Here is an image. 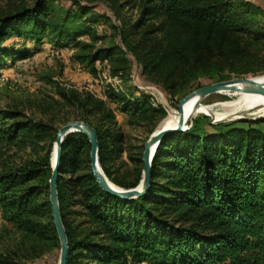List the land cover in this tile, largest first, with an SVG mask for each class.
Here are the masks:
<instances>
[{
  "label": "trees",
  "instance_id": "16d2710c",
  "mask_svg": "<svg viewBox=\"0 0 264 264\" xmlns=\"http://www.w3.org/2000/svg\"><path fill=\"white\" fill-rule=\"evenodd\" d=\"M73 2L79 17L92 7L80 0ZM261 14L264 8L253 0H142L136 20L113 24L125 50L117 43L103 55L111 56L114 47L123 57L130 51L144 72L162 71L158 79L164 87L177 90L220 65L209 64L214 55L242 57L243 46L234 43L228 49L231 36L242 34L247 43L264 42ZM73 20L67 14H55L48 0L33 4L24 0L0 13V58L28 54L26 48L5 42L13 34L28 33L37 40L48 34L57 41L80 43L78 35L90 27L84 20ZM140 29L150 39L146 48L129 38ZM88 45L83 43L81 48ZM98 55L95 51L78 53L88 62ZM58 92L85 107L83 118L96 128L99 159L107 176L120 186L137 185L145 143L137 151L141 168L136 179L115 178L109 161L124 149V133L112 108L89 93L79 96L64 88ZM106 95L130 123L155 121L166 113L162 105L145 96L131 97L112 87ZM94 110L103 111L97 122L87 117ZM22 115L16 109H0V140L47 129L44 123ZM209 119L198 114L186 129L163 136L152 159L148 188L131 198L100 185L92 171L91 142L84 132L64 137L57 186L68 236L67 264H264V117ZM51 153L52 146L37 160L0 170V206L5 218L26 232L59 242L49 196ZM46 215L49 220L43 219ZM3 263L14 264L11 259Z\"/></svg>",
  "mask_w": 264,
  "mask_h": 264
},
{
  "label": "rangeland",
  "instance_id": "374dc122",
  "mask_svg": "<svg viewBox=\"0 0 264 264\" xmlns=\"http://www.w3.org/2000/svg\"><path fill=\"white\" fill-rule=\"evenodd\" d=\"M25 1L33 4L35 0ZM80 1L92 6L82 17L77 16L78 9L73 0H48L55 14H67L69 20L74 19L75 23L84 20L89 25L90 29L87 32L78 35L77 39L80 43L57 41L48 34L37 40L28 33L21 36L13 34L5 41L8 44L12 43L16 48H26L28 54L15 59L9 56L0 58V109L19 110L22 116L44 123L47 129L34 130L14 140H0V170L37 160L48 151L50 146H52L53 160L57 129L70 120H85L83 118L86 117L85 107L77 99L72 101L62 97L58 92L60 88L67 89L70 93L76 91L79 96L89 93L103 99L105 105L112 108L117 125L124 133V149L109 161V167L115 178L129 182L136 179L141 168V164L136 159L139 146L145 143L151 133L150 130L156 128L169 116L170 110H176V104L182 96L203 84L221 80L223 76L225 79L236 76L264 77V42L247 43L248 40L241 34L229 38L228 49L234 43L239 47L243 46L242 49L245 51L242 57L238 54L214 55L209 60V64L214 66L213 63L218 62L220 65L212 72L200 74L177 90L166 89L158 79L159 76H163L162 71L153 74L144 72L142 64L132 52L126 50L123 57L114 47L115 51L111 56L103 55L106 48L117 43L125 50L118 28L113 24H121L122 19L129 22L136 20L140 14L142 0ZM253 1L264 8V0ZM23 3L24 0H0V13L13 10ZM114 14L119 17L116 18ZM260 16L264 20V14ZM129 38L132 42H139V48H146L150 42V39L147 40L142 34V29L133 32ZM83 43L91 45L81 48ZM94 51L99 52L100 56L98 55L92 62H88L87 59L82 61L78 57L79 52ZM207 64L206 60L203 65ZM109 87L125 91L131 97L145 96L153 104L162 105L166 113L155 121L130 123L127 114L107 97L106 90ZM232 98V95L213 93L202 103L210 105L229 101ZM260 110L261 107H255L231 115H220L218 112L206 115H212L219 121L264 117L259 116L264 115ZM201 113L203 112H198L190 120ZM102 115V110H94L87 117L97 122ZM262 123L264 124V121ZM206 126L209 130L213 129L210 125ZM74 172L79 173L83 170ZM43 219L49 220L50 217L46 215ZM60 246V241L28 233L6 219L0 206V264H4L3 259H11L14 264H57Z\"/></svg>",
  "mask_w": 264,
  "mask_h": 264
},
{
  "label": "water",
  "instance_id": "95a60500",
  "mask_svg": "<svg viewBox=\"0 0 264 264\" xmlns=\"http://www.w3.org/2000/svg\"><path fill=\"white\" fill-rule=\"evenodd\" d=\"M224 88H230L235 90H245V91H257L264 94V82L256 81L253 79H249L245 76H236L230 77L226 79L212 81L210 83L203 84L188 93L182 96L176 107L178 109V118L174 125H165L163 124L159 128H155L144 144V150L142 155L143 160V171L140 182L135 186L124 187L118 184H115L112 180L109 179L107 174L105 173L99 159V144L96 128L87 120L83 119H74L64 123L62 126L58 128L56 139H55V157L51 158V166L52 172L49 178L50 182V202L52 205V214L53 219L58 231V235L60 238V254L58 258L57 264H67V254H68V236L65 229L64 222L62 220V216L60 213V203L58 198V174H59V164L61 157V146L64 137L73 131H82L84 132L90 142H91V166L92 171L100 183V185L106 189L108 192L118 195L122 198H131L142 194L149 186L150 178H151V166L152 159L155 154L156 148L163 138L169 132L179 131L186 129L190 126V123H187V119L184 118V102L194 93L201 92L203 95L208 94L215 90H220ZM264 116V115H259ZM211 122H216L219 120H215L213 116H210L209 119Z\"/></svg>",
  "mask_w": 264,
  "mask_h": 264
},
{
  "label": "bare ground",
  "instance_id": "6f19581e",
  "mask_svg": "<svg viewBox=\"0 0 264 264\" xmlns=\"http://www.w3.org/2000/svg\"><path fill=\"white\" fill-rule=\"evenodd\" d=\"M247 78L264 82V77L262 75L249 76ZM213 93H224V94L232 95L233 98L232 100L224 101L221 103L204 105L202 101ZM255 107H261L260 111L264 114L263 93L257 91L235 90L230 88L215 90L205 95H203L201 92L194 93L184 102L183 105L184 118L187 119V123H190L192 121L190 120L191 117L197 114L198 112H203L205 114L208 113L213 114L218 112L220 115H231L232 113L242 112ZM177 118H178V109L176 107V110H170L169 116L160 125L158 124L159 126L157 125V127L159 128L163 124L174 125L177 121ZM55 142L56 141H54V146H53L54 150L56 146Z\"/></svg>",
  "mask_w": 264,
  "mask_h": 264
}]
</instances>
